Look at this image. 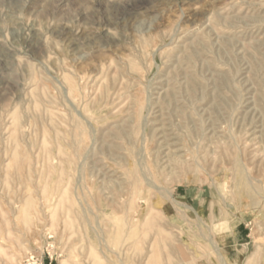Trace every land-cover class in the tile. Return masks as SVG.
<instances>
[{
    "label": "rangeland",
    "instance_id": "rangeland-1",
    "mask_svg": "<svg viewBox=\"0 0 264 264\" xmlns=\"http://www.w3.org/2000/svg\"><path fill=\"white\" fill-rule=\"evenodd\" d=\"M0 39V264H264V0H0Z\"/></svg>",
    "mask_w": 264,
    "mask_h": 264
},
{
    "label": "bare ground",
    "instance_id": "bare-ground-1",
    "mask_svg": "<svg viewBox=\"0 0 264 264\" xmlns=\"http://www.w3.org/2000/svg\"><path fill=\"white\" fill-rule=\"evenodd\" d=\"M1 42H2V41H1V39H0V44H1ZM225 45H226V44H225ZM223 83H224V82H223ZM62 87H63V86H62ZM68 89H69V88H68ZM65 93H67V91H66ZM68 101H70V100H68ZM70 102H72V101H70ZM140 163H141V162H140ZM142 164H143V166H144V163H142ZM139 165H141V164H139ZM141 169H142V168H141ZM145 169H146V168H145ZM145 169H144V170H145ZM142 170H143V169H142ZM146 171H147V170H146ZM141 172H142V171H141ZM132 174H133V173H132ZM148 174H150V173H148ZM142 176H143V175H142ZM143 177H144V176H143ZM149 177H150V176H149ZM129 178H130V176H129ZM134 178H135V177H134ZM130 182H131V181H130ZM135 183H137V181L134 182V185L138 186V185L135 184ZM131 184H132V183H131ZM132 187H133V186H132ZM131 189H133V188H131ZM133 191H135V190H133ZM132 196H133V194H132ZM132 196H131V197H132ZM131 200H132V199H131ZM135 202H136V201H135ZM129 208H130V207H129ZM131 208H132V206H131ZM130 210H132V209H130ZM128 211H129V210H128ZM134 214H135V213H134ZM134 216H135V215H134ZM127 220H129V219H127ZM131 221H132V220H131ZM132 222H133V221H132ZM131 224H132V223H131ZM131 224H130V225H131ZM129 227H130V226H129Z\"/></svg>",
    "mask_w": 264,
    "mask_h": 264
}]
</instances>
